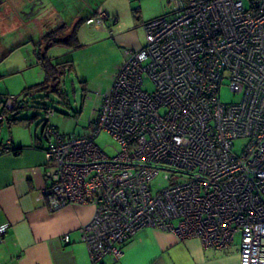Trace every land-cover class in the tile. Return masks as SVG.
Instances as JSON below:
<instances>
[{"label":"built area","instance_id":"obj_1","mask_svg":"<svg viewBox=\"0 0 264 264\" xmlns=\"http://www.w3.org/2000/svg\"><path fill=\"white\" fill-rule=\"evenodd\" d=\"M169 2L170 16L144 24V46L124 51L87 132L45 126L44 199L94 207L78 228L90 264L120 258L142 228L215 249L239 234L238 264H264V0ZM115 22L100 8L84 21L109 35ZM224 85L237 101L221 100Z\"/></svg>","mask_w":264,"mask_h":264},{"label":"crops","instance_id":"obj_2","mask_svg":"<svg viewBox=\"0 0 264 264\" xmlns=\"http://www.w3.org/2000/svg\"><path fill=\"white\" fill-rule=\"evenodd\" d=\"M96 8L89 9L80 18L76 13L63 20L53 19L50 15L56 8L49 0H0V9L3 11L0 13V22L4 16L9 22L22 26L30 23L33 17L41 13L50 15L49 20H53L54 25L38 27L39 35L34 42L35 49L36 43L44 45L43 37L46 34L54 31L55 37L64 34L78 20L84 21L89 17ZM82 27L89 29L87 31H90V34L103 32L88 28L85 23L80 29ZM24 30L31 31L30 28ZM83 35L87 37L89 34L85 32ZM29 40H32L31 37ZM59 46L61 45H53L48 49L47 55L51 59L58 60ZM121 62L116 65L108 87L100 90L101 98L108 92L113 75ZM98 110L96 108L92 111L93 118ZM14 136H9L6 141L0 140L2 145H7L6 150L0 153V226L8 224L6 232L0 239V264H90L88 250L80 239L78 228L91 219L94 207L90 204H71L57 210H49L42 192L46 183L44 173L47 162L44 148L47 145V138L31 134H28L27 138ZM9 141L13 148H21L18 154L8 149ZM64 234L69 235V243L62 240ZM122 249L123 254L120 258L107 255L98 264L239 262V242H232L223 249H215L203 246L196 237L180 239L172 232L152 228L138 230L123 242Z\"/></svg>","mask_w":264,"mask_h":264},{"label":"rangeland","instance_id":"obj_3","mask_svg":"<svg viewBox=\"0 0 264 264\" xmlns=\"http://www.w3.org/2000/svg\"><path fill=\"white\" fill-rule=\"evenodd\" d=\"M55 5L50 15L66 20L71 14L80 17L91 8L100 7L104 12L117 18L112 26L113 34L91 32L82 27L79 30L80 46L68 48L59 46L57 59L69 60L62 74L56 91L38 89L31 91L44 80L42 67L35 59L34 42L38 39V27L54 25L50 15L41 13L33 17L30 23L20 26L9 22L3 16L0 22V98L13 96L26 103L25 109L17 112L18 118H27L22 123L0 124V140L6 141L9 136L19 135L27 138L28 134L40 137L46 120L60 133L81 135L87 132L93 121L92 111L100 108L103 98L100 90L109 85L116 65L124 59L125 50H138L145 44L144 24L153 19L170 16L172 6L169 0H49ZM3 11L0 9V13ZM18 16V15H17ZM52 21V22H50ZM12 23V24H11ZM111 21H105L109 25ZM16 25V26H15ZM24 28H30L26 32ZM89 35L84 37V33ZM31 37L32 40H29ZM84 37V38H83ZM37 44V43H36ZM57 60V61H58ZM30 91H29V90ZM25 90L27 92H25ZM24 92L26 94H24ZM220 97L223 102L237 101L238 95L226 85L222 86ZM44 105L53 110L48 116ZM43 136V135H42ZM96 143L111 151L112 138L102 132ZM238 145V144H237ZM236 152L239 149H235ZM240 241L236 234L234 242Z\"/></svg>","mask_w":264,"mask_h":264},{"label":"trees","instance_id":"obj_4","mask_svg":"<svg viewBox=\"0 0 264 264\" xmlns=\"http://www.w3.org/2000/svg\"><path fill=\"white\" fill-rule=\"evenodd\" d=\"M84 21L78 20L71 28L69 31L65 32L64 34L55 37V31L46 34L43 37V42L44 45L42 46V43H37L35 46L36 48L34 49V53L36 56V59L40 66L42 67L43 73H44V80L40 83H38L35 87L31 89V91H36L38 89H49L48 91H56V88L59 85V82L62 80V74L66 70V66L69 64V60L65 61H57L51 59L47 55L48 49L53 46V45H63L68 48H77L80 46L79 40H78V32L83 25ZM29 90V89H28ZM30 91V90H29ZM25 92H27L25 90ZM24 92V94H26ZM7 96H4L3 98H0V115H3V119H0V124L6 123L7 127L9 128L10 125L12 124H17V123H22L23 121H27V118H18L16 116L17 112L25 109L26 103L23 102V100H18V98H15V105L11 110L6 109L4 105L5 98ZM44 110L46 113L48 110H51L47 106L44 105ZM48 120H46L42 135L44 136V131H45V126L47 125ZM53 127V126H52ZM3 143H0V153L4 151L5 147L7 145H2ZM10 147H8L9 150H13L15 154H18L21 150V148H13L11 145V141H9Z\"/></svg>","mask_w":264,"mask_h":264},{"label":"clouds","instance_id":"obj_5","mask_svg":"<svg viewBox=\"0 0 264 264\" xmlns=\"http://www.w3.org/2000/svg\"><path fill=\"white\" fill-rule=\"evenodd\" d=\"M85 21V20H84Z\"/></svg>","mask_w":264,"mask_h":264}]
</instances>
